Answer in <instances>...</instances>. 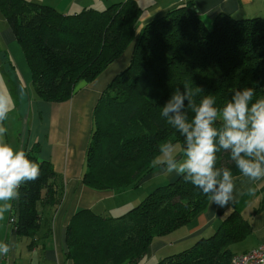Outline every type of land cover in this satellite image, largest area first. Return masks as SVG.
Masks as SVG:
<instances>
[{
    "label": "trees",
    "instance_id": "1",
    "mask_svg": "<svg viewBox=\"0 0 264 264\" xmlns=\"http://www.w3.org/2000/svg\"><path fill=\"white\" fill-rule=\"evenodd\" d=\"M0 14L22 49L36 98L45 102L67 101L131 48L129 62L103 88L93 108L82 172V182L90 188H136L160 170L150 162L162 141L170 138L183 148L184 138L160 113L185 83L197 103L213 95L218 107L245 87L264 97V20L258 17L220 13L207 25L188 1L138 29L142 9L136 0L69 14L32 0H0ZM187 112L191 119V109ZM25 151L40 164V174L20 187L12 227L19 237L33 238L39 209L60 203L63 180L48 161L38 159L37 144ZM217 157V167L240 175L230 153L221 150ZM259 189L262 198L254 213L264 208V184ZM248 196L232 206L211 235L148 264H230L229 246L251 231L241 215ZM208 200L177 176L120 215L78 210L66 225L65 256L74 264H138L154 238L193 221Z\"/></svg>",
    "mask_w": 264,
    "mask_h": 264
},
{
    "label": "crops",
    "instance_id": "2",
    "mask_svg": "<svg viewBox=\"0 0 264 264\" xmlns=\"http://www.w3.org/2000/svg\"><path fill=\"white\" fill-rule=\"evenodd\" d=\"M32 1L69 14L84 7L100 9L124 0ZM188 1L192 2L207 25L220 13L233 18L258 17L264 20V0H136L142 9L138 29L167 9ZM130 54L131 48L67 101L45 102L36 98L22 49L0 14V93L10 96L14 105L8 119L4 121L8 131L3 139L15 149L29 150L37 144L38 159L48 161L53 171L64 181L60 203L39 209V228L33 238L19 237L13 229L9 218L12 213L17 218L16 209L5 221H0V241L14 242L13 251L7 257H0V264H74L65 256V231L76 211L90 209L96 214L120 215L140 200L139 196L131 199L126 195L121 202L116 201L109 206L104 200L114 199L128 191L97 190L82 182L84 153L92 126L94 105L103 88L127 65ZM162 175L169 181L177 177L175 173L164 174L158 170L146 175L141 183ZM263 184L264 180L250 182L242 175L236 176L234 199L227 206L219 207L208 200L206 207L193 221L168 235L154 238L138 264L155 262L188 248L199 237H208L232 206L247 195L241 215L249 221L251 231L242 241L231 244L229 249L235 254L264 245V208L254 213V208L262 198L259 188ZM250 190L252 192L248 193Z\"/></svg>",
    "mask_w": 264,
    "mask_h": 264
},
{
    "label": "clouds",
    "instance_id": "3",
    "mask_svg": "<svg viewBox=\"0 0 264 264\" xmlns=\"http://www.w3.org/2000/svg\"><path fill=\"white\" fill-rule=\"evenodd\" d=\"M227 2V0H226ZM171 95L160 115L184 138L183 154L166 139L158 145V154L150 162L164 174L175 173L208 197L211 204L227 206L233 199L236 176L229 167H217V153H230L236 170L250 182L264 180V97L245 87L235 90L222 106L213 95L197 103L187 83ZM198 92H203L197 88ZM14 107L11 97L0 93V221L13 212L20 198V187L39 178L40 164L28 158L23 149L4 141V121ZM187 109H191L189 119ZM219 125V126H217ZM14 242L0 241V257H7Z\"/></svg>",
    "mask_w": 264,
    "mask_h": 264
},
{
    "label": "rangeland",
    "instance_id": "4",
    "mask_svg": "<svg viewBox=\"0 0 264 264\" xmlns=\"http://www.w3.org/2000/svg\"><path fill=\"white\" fill-rule=\"evenodd\" d=\"M177 145V155L178 156H182L183 154V148L180 146V144L176 143ZM167 182H169L168 178H166V176L162 175V176H158L155 178H151V179H147L142 185L136 187V188H132V187H128L125 188V191L127 194H121V196H117L114 199H110V200H104L106 204L110 205H114L116 203V201L121 202L122 198H125V196L127 195L129 198H133L134 196H139L140 200H142L147 194L148 192H150V190H152L156 185L158 184H166ZM63 183V188H64V181H62ZM134 189V190H133ZM137 189V190H135ZM35 259V257H34ZM35 261V260H34Z\"/></svg>",
    "mask_w": 264,
    "mask_h": 264
},
{
    "label": "built area",
    "instance_id": "5",
    "mask_svg": "<svg viewBox=\"0 0 264 264\" xmlns=\"http://www.w3.org/2000/svg\"><path fill=\"white\" fill-rule=\"evenodd\" d=\"M15 216L9 218L13 223ZM230 264H264V245H259L251 250L235 253L230 258Z\"/></svg>",
    "mask_w": 264,
    "mask_h": 264
}]
</instances>
